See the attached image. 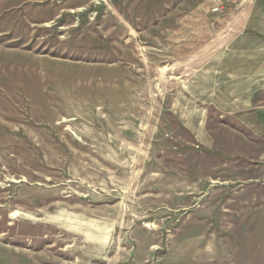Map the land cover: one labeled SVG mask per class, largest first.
<instances>
[{"label": "rangeland", "instance_id": "rangeland-1", "mask_svg": "<svg viewBox=\"0 0 264 264\" xmlns=\"http://www.w3.org/2000/svg\"><path fill=\"white\" fill-rule=\"evenodd\" d=\"M253 2L0 0V264H264Z\"/></svg>", "mask_w": 264, "mask_h": 264}, {"label": "crops", "instance_id": "crops-1", "mask_svg": "<svg viewBox=\"0 0 264 264\" xmlns=\"http://www.w3.org/2000/svg\"><path fill=\"white\" fill-rule=\"evenodd\" d=\"M241 31L244 37H239V43H244V52L247 53V67L250 75L264 76V0H254L249 10V18L244 23ZM253 46V48H251ZM253 52L254 65L251 66ZM259 64V67L256 66ZM252 72V73H251ZM246 75V74H244ZM264 80V79H263Z\"/></svg>", "mask_w": 264, "mask_h": 264}]
</instances>
